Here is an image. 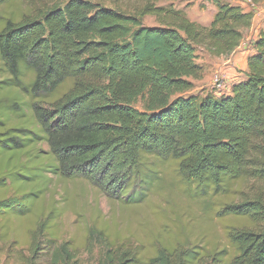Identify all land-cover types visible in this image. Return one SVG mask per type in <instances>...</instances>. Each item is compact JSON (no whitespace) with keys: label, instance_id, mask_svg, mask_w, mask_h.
Returning <instances> with one entry per match:
<instances>
[{"label":"trees","instance_id":"trees-1","mask_svg":"<svg viewBox=\"0 0 264 264\" xmlns=\"http://www.w3.org/2000/svg\"><path fill=\"white\" fill-rule=\"evenodd\" d=\"M174 1L0 0L7 263L85 264L81 254L101 245L97 264H264V27L244 80L185 96L205 74L197 49L229 56L255 14L209 0L218 11L203 25ZM168 172L200 192L208 217L234 220L222 247L191 245L173 229L147 241L98 217L66 237L74 202L57 197V181L85 179L129 207L148 203Z\"/></svg>","mask_w":264,"mask_h":264},{"label":"rangeland","instance_id":"rangeland-1","mask_svg":"<svg viewBox=\"0 0 264 264\" xmlns=\"http://www.w3.org/2000/svg\"><path fill=\"white\" fill-rule=\"evenodd\" d=\"M223 2L242 5L245 10L253 11L255 17L261 12L260 8L254 5L251 0H223ZM169 3L160 2V4ZM173 4L176 8L183 9L191 20L203 25H209L218 11V6L209 0H178ZM261 22L262 18L257 16L253 20L252 27L245 30L241 44L243 51L251 49V46L255 44L252 42L253 36ZM144 24L154 26L159 25V22L154 16H146ZM197 53L198 61L202 65H214L218 59L200 48L197 49ZM241 72V67H238L237 75L230 81L223 73L208 69L203 78L199 79L196 87L207 86L206 89H211L214 93L216 92V95L229 93L234 82L245 79V75ZM3 74V66L0 61V77ZM220 76L225 77L227 90H216L215 79ZM184 95H190L189 91ZM13 96L11 95V97ZM136 107L142 108L141 100L138 101ZM44 147L47 148V145ZM185 188L186 184L176 174L168 172L164 175L162 187L152 193L148 203L129 207H122L118 203L110 201L107 195L101 193L96 186L85 179L57 181L54 191L58 198L67 196L74 202L73 209H70L63 219L66 237L80 230V218L89 224L98 217V221L100 219L111 221L114 224L113 227L123 231L124 234L139 235L138 238L142 237L147 241L151 239L149 235L153 232L152 230L158 229L165 233L167 229H173L175 233L179 234L181 240L191 243V245L203 243V245L211 246L218 244L222 247L227 242L224 223L234 220L228 218L225 222L219 221L215 210L210 212L208 217L204 206L205 200L198 195L200 192L192 191L187 194ZM102 253L101 245H97L94 246L91 253L83 252L80 257L85 264H97ZM0 264L12 263H7L5 257L0 254Z\"/></svg>","mask_w":264,"mask_h":264},{"label":"crops","instance_id":"crops-1","mask_svg":"<svg viewBox=\"0 0 264 264\" xmlns=\"http://www.w3.org/2000/svg\"><path fill=\"white\" fill-rule=\"evenodd\" d=\"M254 5H257V7L260 8L259 14L257 16H260V18H262V22L259 25V27L256 30L255 35L253 36V44L255 43L259 31L264 27V0H262L260 3H253ZM242 6V5H241ZM257 16H254V19L257 18ZM243 42V40H242ZM241 42V44H242ZM240 46L229 56H223V57H217L218 59H216L217 61L214 62V65H203L206 70H215V72L219 71L221 73H223L228 79L234 78L237 74V69L238 67H241L242 70V74L246 75V71L248 70V57L253 53V47L254 45L251 46V49H245V51H243L242 46ZM245 77V76H244ZM200 80H193L195 87L189 91V94H201V95H207L208 93H214L211 89L207 88V86H202L196 87L197 82ZM236 83V82H234ZM233 84V83H232ZM216 93V92H215ZM214 93V94H215Z\"/></svg>","mask_w":264,"mask_h":264},{"label":"built area","instance_id":"built-area-1","mask_svg":"<svg viewBox=\"0 0 264 264\" xmlns=\"http://www.w3.org/2000/svg\"><path fill=\"white\" fill-rule=\"evenodd\" d=\"M221 77V78H220ZM215 79V87L217 91L227 90V84H225V77L220 76ZM224 93V92H222Z\"/></svg>","mask_w":264,"mask_h":264}]
</instances>
